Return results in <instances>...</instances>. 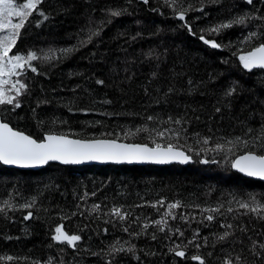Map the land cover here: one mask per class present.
<instances>
[{
	"label": "trees",
	"instance_id": "1",
	"mask_svg": "<svg viewBox=\"0 0 264 264\" xmlns=\"http://www.w3.org/2000/svg\"><path fill=\"white\" fill-rule=\"evenodd\" d=\"M254 2L255 8L245 0H183L185 7L191 6L186 19L193 35L164 0H44L39 7L48 20L40 27L30 23L17 48L21 53L35 50L38 56L49 49L76 50L33 62L42 74L27 71L21 76L28 84L21 107H0V120L38 140L54 133L83 140L119 138L150 147L149 133H131L145 126L180 129V138L171 142L192 162L186 167L49 164L37 171L0 165V201L20 205L36 198L30 220L23 218L29 210L0 213V255L17 258L0 264H199L192 255H200L205 264H222L229 255H240L245 264H264L249 251L252 241L264 242V219L238 204L253 198L264 203V183L231 169V161L248 150L264 154L261 144L251 142L264 125V70L244 71L237 59L241 50L264 42V22L254 19L209 31L245 13L264 14V2ZM199 8L203 11L195 10ZM112 11L121 15L112 16ZM30 19L42 18L34 13ZM101 22L99 35L82 46L89 29ZM252 31L261 35L243 43ZM201 36L221 47L205 45ZM98 79L104 84H97ZM232 88L235 92L227 96ZM148 116L155 119L148 121ZM169 117L182 123H171ZM236 137L249 140L248 148L227 143ZM203 138L210 139L209 145L202 144ZM217 144L222 151L214 150ZM202 160L209 163L204 166ZM159 200L182 205L172 210L177 218H167L164 232L152 224L167 210L150 206ZM96 204L100 210L94 212ZM115 206L130 213L126 222L106 215ZM213 208L220 211H205ZM208 215L214 219L208 221ZM144 223L150 225L147 230ZM61 224L82 237L75 248L52 240ZM176 229L183 235L175 234ZM226 231L231 235L220 241ZM116 241L134 251L106 255ZM178 243L187 245L184 259L171 251Z\"/></svg>",
	"mask_w": 264,
	"mask_h": 264
},
{
	"label": "snow or ice",
	"instance_id": "2",
	"mask_svg": "<svg viewBox=\"0 0 264 264\" xmlns=\"http://www.w3.org/2000/svg\"><path fill=\"white\" fill-rule=\"evenodd\" d=\"M44 0H0V107L9 105L12 110L21 107L20 97L24 95L28 90V84L21 79V76L26 75L27 71H31L37 75H41L38 68L33 62L43 59L44 61H52L55 59L63 58L68 54L72 53L74 48H61V49H49L48 52L42 56H38L37 51L29 50L27 53H21L17 48L18 42L21 39L23 30L30 24L34 23L36 27H40L44 21L48 20V15L39 6ZM144 4H148L150 0H142ZM249 5L256 7L254 0H245ZM264 2V0H261ZM164 3L170 7L174 13L176 19L184 22L182 26L186 27L190 33L192 32L191 25L187 22L186 16L189 11L190 5L185 7L183 0H164ZM197 11H203V8L195 9ZM259 12V9L256 10ZM41 17L42 19L32 21L30 18L33 14ZM112 16H120V11H112ZM260 20L264 22V14L255 15L252 13H245L242 16L228 20L226 22L217 24L209 31L218 33L222 29H228L234 25H245L246 22L251 20ZM103 23L97 29H89L87 37L80 41L82 46H86L93 36L99 35L102 30ZM261 35L255 31L249 32L242 41L243 43H252L258 36ZM205 44H210L212 48H220L221 45L215 41L205 39L203 36L200 37ZM15 50V51H14ZM235 54V53H234ZM244 69L252 71L254 69L264 70V42L256 44L248 51L241 50V54L238 56ZM97 84L103 85L104 81L98 79ZM235 88L230 89L226 92L227 96L233 95ZM107 102V101H106ZM217 111H220L218 108ZM155 118L148 116L147 120L152 121ZM169 122L176 125L182 123L181 119L172 120L168 118ZM252 130L249 129V132ZM141 132L149 133L152 137L153 147L148 144H130L120 143L119 138L116 139H69L67 135L48 133L42 139H34L31 135H26L22 131L14 130L9 126L8 122L0 121V163L4 165H14L20 168H33L48 164L50 161H58L62 164H80L85 161H111L116 163L121 162H153V163H168L172 160H177L181 163H187L191 157L186 155L184 151L171 142L172 138L175 137L177 140L181 136L180 129L171 128H149L141 127L135 129L131 135H137ZM154 134V135H153ZM127 135V134H126ZM167 141V142H161ZM252 143H259L261 147H264V125L261 126V131L258 135L253 137ZM210 143L209 138H203L202 144L207 146ZM229 145H243L248 148L250 141L242 137H236L234 140L229 139L227 141ZM205 149H201L204 151ZM212 150V149H210ZM215 151H222L223 146L220 144L216 145ZM188 151H193L189 148ZM232 151L231 148L228 149ZM199 154V153H197ZM215 163L216 161H211ZM201 163H209L208 160H202ZM232 167L238 171L246 174L249 177H258L264 180V154H258L255 151L248 150L243 155L237 156L231 161ZM94 195V193H93ZM36 198L27 201L20 205H15L11 202V199H5L0 201V213L7 214L9 210H15L16 208L29 210L35 206ZM240 209H246L252 213H255L258 218L264 219V203H258L255 198L250 202H238ZM142 205H137L140 207ZM151 207H165L166 211L163 213L161 219L152 222L153 225L159 228V231L164 232L168 228L170 217L175 220L177 217L172 211L182 207L179 201L168 203L165 205L164 200H159L156 203L150 205ZM95 211L100 210V205H93ZM209 212H219L218 208L205 209ZM228 212H232L231 207L227 208ZM106 215L116 218L119 222H126L130 216V213L125 212L122 207H112ZM24 220H30L33 218V212L27 211V214L23 217ZM208 221H212L214 216L208 215L206 217ZM114 222L112 220H106L105 223ZM148 223L143 224V229L149 228ZM221 227L232 228L231 224L221 225ZM107 229H104L107 234ZM123 231L128 232V227L125 226ZM175 234L183 235L180 229L175 230ZM139 235V233H136ZM198 235V233H197ZM231 233L225 232L219 236L220 241L226 240ZM153 239L155 236L153 235ZM52 240L59 244H67L70 247L75 248L77 242L82 240V237L78 234H69L64 230V225L56 226L54 229V235ZM127 243V242H125ZM194 240H189L188 244H194ZM187 245L176 244L175 249H171L176 257L181 259L186 258V252L184 248ZM199 248L200 244H195ZM133 247L125 248L120 241H116L114 244L109 246L108 251L105 253L108 256H113L119 252H133ZM249 251L257 261H264V242L252 241ZM97 255V253H93ZM211 255V254H209ZM14 258L11 255L3 256L0 255V261H13ZM138 259V257H137ZM191 259L198 261L199 264H205V260L200 255H192ZM36 264V262H34ZM48 264H51L49 260ZM106 264H112L111 260H108ZM222 264H245L242 257L237 255L232 258L231 255L227 256Z\"/></svg>",
	"mask_w": 264,
	"mask_h": 264
},
{
	"label": "water",
	"instance_id": "3",
	"mask_svg": "<svg viewBox=\"0 0 264 264\" xmlns=\"http://www.w3.org/2000/svg\"><path fill=\"white\" fill-rule=\"evenodd\" d=\"M208 46H210V45H208ZM238 56H237V59H238ZM238 61H239V59H238ZM239 63H240V66H241L242 70L248 71V70H246V69L243 68V66H242V64H241L240 61H239ZM254 70H259V69H254ZM68 138L69 139H73L71 137H68ZM109 140H111V139H109ZM118 142H120V141H118ZM120 143H125V142H120ZM130 144H133V143H130ZM185 154L187 155L186 152H185ZM241 155H243V154H241ZM238 156H240V155H238ZM191 162H192L191 159L187 163H181V162H179L177 160H172V161H170L168 163H153V162H147V161H145V162H132V163H128V162L116 163V162H111V161H106V162H101V161H85V162L80 163V164H67V165H65V164H62V163H60L58 161H50L46 165L37 166V167H33V168H20L18 166H14V165H4L2 163H0V165L2 167H4V168L21 170V171H37V170L44 169L49 164H56V165H59V166H62V167H67V166H71V167H82V166H116V167H118V166H128V167H130V166H155V167H164V166H171V165H177V166H181V167H186L187 165L191 164ZM201 164L204 165V166L207 165V163H201ZM231 169H232L233 172L239 174L240 176H242L244 178H247V179H250V180H255V181H260V182L264 183V180H261L258 177H249L246 174L238 171L237 169H235V168L232 167V164H231Z\"/></svg>",
	"mask_w": 264,
	"mask_h": 264
}]
</instances>
